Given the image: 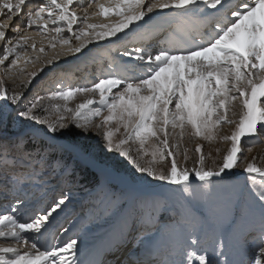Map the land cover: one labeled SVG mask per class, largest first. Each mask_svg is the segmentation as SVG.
<instances>
[{
    "label": "snow or ice",
    "instance_id": "1",
    "mask_svg": "<svg viewBox=\"0 0 264 264\" xmlns=\"http://www.w3.org/2000/svg\"><path fill=\"white\" fill-rule=\"evenodd\" d=\"M82 3L0 0V66L8 62L0 68V189L14 200L0 213V239L12 241L0 243V264H103L86 234L45 243L68 195L27 220L19 198L26 182L78 170L108 178L89 194L107 217L109 264H127L129 244L132 264H264V162L247 156L264 139V0H88L78 14ZM101 14L120 19L89 23ZM34 27L51 48L67 45L66 65L94 60L96 48L107 67L76 86L64 84L74 71L65 67L47 96L29 98L36 70L19 90L6 86ZM58 60L42 65L60 68ZM78 95L84 101L69 106ZM225 123L230 135H221ZM196 138L231 144L211 164L197 145L189 167L182 141ZM109 153L131 167L122 173Z\"/></svg>",
    "mask_w": 264,
    "mask_h": 264
},
{
    "label": "rangeland",
    "instance_id": "2",
    "mask_svg": "<svg viewBox=\"0 0 264 264\" xmlns=\"http://www.w3.org/2000/svg\"><path fill=\"white\" fill-rule=\"evenodd\" d=\"M106 1V2H105ZM34 3L38 0H33ZM100 3L105 4L107 7H112L115 3V0H99ZM105 2V3H104ZM88 0H83L82 5H75L74 10L78 14H83V8L87 7ZM80 10H79V9ZM94 11H98V8L94 5L89 9L91 14ZM82 12V13H81ZM108 18V19H107ZM120 18L117 16H108L105 17L102 14L99 16H91L89 19L90 24L101 25L103 22L108 21L113 23ZM11 24H21L23 26L24 20L20 18H15L10 22ZM32 39L28 42L27 50L21 56L18 61L16 69L13 71L16 73L14 76H8L5 74L4 78L6 80V86H11L12 84L17 85V90H19V83L22 80H28L30 78V73L33 70L38 72L36 78L32 80L29 98L34 96H47L51 90H54V84L60 78L58 73L65 67H72L74 71L69 77L64 78L65 85L76 86L84 83H91L94 77L100 76L101 66L107 67V58L102 56L101 53L103 49L93 48V52L90 54L94 56L95 59L85 62L80 61L72 65H66L64 62L66 60H72V54L64 56L62 53V48H66L67 45H60L57 42L55 49L50 47L49 41L51 37L36 29L35 27L29 29ZM34 32V33H33ZM167 35V32L164 34ZM34 36V37H33ZM42 37V38H41ZM160 39L163 38L158 37ZM39 40V41H38ZM36 44V49L33 50L31 47L32 43ZM73 45L77 43L73 40ZM43 46L44 51L41 52L39 49ZM132 46V45H130ZM92 47V45H89ZM0 55H3V44L0 43ZM59 55L58 64L61 65L60 68H56L54 65L44 66L42 61L51 59L53 56ZM113 58L119 57L118 51L112 52ZM31 57L32 60L26 62V58ZM39 57V59H36ZM11 60V57L9 58ZM7 63L0 68L6 67ZM43 67V71H39ZM75 67V68H74ZM85 99L84 96H77L73 101L70 102L69 106L74 107L76 104L83 102ZM47 103V101H45ZM237 112L239 109L237 108ZM230 119L236 120L237 117H231ZM234 125L222 124L221 125V135H230L233 131ZM95 143V139L90 141ZM231 142H225L221 140H215L212 142L205 141L201 138H196L195 140H184L182 145L184 148L188 149V155L190 157L188 161V166H192V161L197 157L195 148L197 145L203 146V152L207 155L210 153L211 159L208 160V163H212V159H219L226 154V151L230 148ZM135 145H133V148ZM219 148L220 152L217 153L216 149ZM99 149L97 152L99 153ZM111 162L120 167L121 172H125L128 168L131 167L130 164L123 158L119 157L116 153H109ZM249 160L253 156L257 157V163L264 162V139L261 142H258L252 146V150L247 152ZM182 159V156H181ZM245 175L241 172L239 180L243 183L245 181ZM99 179L101 183L107 182V177L97 172L95 176L92 175L91 171H79L78 174L70 177L57 175L52 173L50 176H44L43 179H37L34 182H26L27 187L22 186V189L19 193V198L25 201L27 214L25 220L29 219L33 214L46 209L51 205L56 199H58L61 194H66L69 196V202H67L66 207L63 211H60L56 218L52 221L51 226L47 233H45L47 244H55L57 238L61 241L68 239L76 234L87 235L89 246L95 249L94 259L98 260L100 256L105 254L106 248V230L107 225L105 224L106 214L104 210L96 206V201L93 196L89 193L92 192L94 187V181ZM158 183V182H156ZM14 202L12 196L5 197L3 195V189H0V213L8 210L11 204ZM55 215V214H54ZM68 229V232L65 233L63 230ZM12 241H6L0 239V243L8 244ZM128 249V248H127ZM251 255V254H250ZM99 261V260H98Z\"/></svg>",
    "mask_w": 264,
    "mask_h": 264
},
{
    "label": "bare ground",
    "instance_id": "3",
    "mask_svg": "<svg viewBox=\"0 0 264 264\" xmlns=\"http://www.w3.org/2000/svg\"><path fill=\"white\" fill-rule=\"evenodd\" d=\"M114 1V0H113ZM106 2V1H105ZM104 2V3H105ZM82 5V4H81ZM79 6V5H78ZM79 9V8H78ZM80 10V9H79ZM82 13V12H81ZM99 16V15H98ZM96 17V16H95ZM108 19V18H107ZM107 23H109L108 21H106V22H103L102 24H107ZM101 24V25H102ZM34 33V32H33ZM34 37V36H33ZM42 38V37H41ZM39 41V40H38ZM43 47V46H42ZM1 51V50H0ZM133 248V245H131L128 249H132ZM128 249H127V251H126V254L128 253ZM131 257H135L134 255H132Z\"/></svg>",
    "mask_w": 264,
    "mask_h": 264
}]
</instances>
